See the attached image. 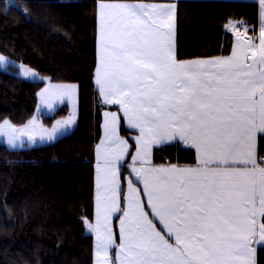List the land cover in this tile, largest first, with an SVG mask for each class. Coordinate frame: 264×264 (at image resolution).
<instances>
[{"label":"snow or ice","instance_id":"1","mask_svg":"<svg viewBox=\"0 0 264 264\" xmlns=\"http://www.w3.org/2000/svg\"><path fill=\"white\" fill-rule=\"evenodd\" d=\"M259 4L264 24V0ZM173 20L171 5H98L96 83L106 102L120 104L128 123L140 130L138 157L178 134L195 148L197 166L133 168L151 213L130 181L117 259L110 260L115 241L108 221L119 208L115 165L125 144L111 114L105 127L116 147L105 150L97 223L87 225L96 233L95 264H255L257 233L264 243V157L258 163L255 155L256 135L264 134V26L258 45L237 30L230 56L178 61ZM22 75L36 74L24 69ZM73 91L51 86L41 93L42 103L51 109L50 97L71 98ZM72 122L69 117L48 130L35 117L23 128L5 120L0 132L14 146L24 135L33 143L37 136L51 140ZM156 220L163 229L157 230Z\"/></svg>","mask_w":264,"mask_h":264},{"label":"trees","instance_id":"2","mask_svg":"<svg viewBox=\"0 0 264 264\" xmlns=\"http://www.w3.org/2000/svg\"><path fill=\"white\" fill-rule=\"evenodd\" d=\"M98 0H0V52L12 58L0 67V121L22 124L32 117L42 79L18 73L27 63L56 82H76L78 112L73 129L53 141L12 148L0 140V264H95L94 236L87 220L95 210L94 149L105 103L94 83ZM176 56L194 59L228 54L232 23L247 21L256 32L254 0H176ZM231 22V23H230ZM229 25L225 28V25ZM65 102L45 124L66 115ZM121 131L129 133L121 123ZM264 153V135L259 136ZM155 162H193L190 144L153 148ZM125 170H121L124 189ZM121 205L123 195L121 194ZM264 264V245L256 248Z\"/></svg>","mask_w":264,"mask_h":264},{"label":"crops","instance_id":"3","mask_svg":"<svg viewBox=\"0 0 264 264\" xmlns=\"http://www.w3.org/2000/svg\"><path fill=\"white\" fill-rule=\"evenodd\" d=\"M257 1L259 4V0H254ZM128 3V4H159V5H171L174 7V20H173V28L171 31V44L174 48L175 54H176V11H177V3L176 0H98L97 1V36H96V67H95V75H94V83L95 86L98 89V92L100 94L101 99L105 102L104 96L101 94L99 90V85L96 83V69H97V64H98V5L99 3ZM260 4H259V22H258V28L256 32H248V31H239L241 36H243L245 39L252 37L254 38V42L258 45L259 44V32L260 28L264 26L261 21V15H260ZM234 24V23H232ZM231 24V30L234 35V44H236L237 37L235 35L237 29L233 28ZM233 48V47H232ZM232 53V49L228 54H217L209 57H199V58H194V59H178L176 56V59L178 61H189V60H196V59H213V58H219V57H227L230 56ZM64 102V101H63ZM68 104V101H66ZM107 104H114L116 107L115 108H105L102 111V119H101V134L100 138L98 139L95 149H94V159H95V198L101 189L98 188V180L103 179V167H104V154L106 149H110L113 147H116V145L112 144L110 141H108V136L109 132L106 129L105 125L106 122L110 119L111 114H115L118 118V124L115 126V134L119 137L120 140L124 141L125 144L121 145L120 148L122 150V158L116 162L115 169L118 173L117 179L119 183V191H118V196L119 200H121V194L123 195V204L119 205V212L115 216L113 215L111 219V224L112 228L111 230L113 231V236L115 239V243L112 246L114 251H117L120 247V236H121V218L124 215V211L128 209V199L127 197L130 194V188H129V182L131 181V187L133 189H136L138 193V199L141 201L142 205L144 206V211L147 213H151V208L148 207V197L144 193V184L139 178L136 176L135 172L133 171V168L139 169L141 167L143 168H158L160 166L168 167L170 165H178L180 167H185V166H192L195 167L197 166V152L195 148L190 144V143H185L178 134L174 135L172 139H164L159 143H153L150 145L149 153L147 157H145L143 160H141L138 157V144H137V138L140 136V130L138 128H135L131 126L128 123L127 118L124 115L123 110L121 109L120 104L118 103H107ZM29 120V119H28ZM27 120V121H28ZM26 121V122H27ZM121 123L128 129L129 133H124L121 131ZM264 135L261 133H257L256 139H255V155L257 157V162L259 163L258 160V155H259V149H258V140L259 136ZM179 141L183 144H190L196 153V160L193 162H180V163H170V162H155L153 160V148L155 146H159L162 144L166 143H173ZM103 142V143H102ZM126 149V150H123ZM134 157H137V159L134 161ZM215 166V165H213ZM236 166H240L239 164ZM250 166V165H249ZM125 170L124 174V189L123 193H121L120 186L122 182V177H121V170ZM151 218V216H150ZM157 224V230L163 229V225L159 223L158 220L154 221ZM166 231V230H165ZM260 240L259 234L257 233L256 239L253 242L252 247L255 249V264H256V248L259 245H264V243H258ZM117 241V242H116ZM174 242V241H173ZM95 249V245H94Z\"/></svg>","mask_w":264,"mask_h":264},{"label":"rangeland","instance_id":"4","mask_svg":"<svg viewBox=\"0 0 264 264\" xmlns=\"http://www.w3.org/2000/svg\"><path fill=\"white\" fill-rule=\"evenodd\" d=\"M236 25V29L239 31H248L249 32V28L247 29H238L239 23H234ZM253 33V32H251ZM0 55L6 57L7 62L6 63H0V67L1 68H8V62L12 61V58L9 57L8 55L1 53ZM16 63L18 64V73L20 75H22V72L24 71V69H30L32 72H34L36 75L34 77H25L28 79H42L44 80V85L38 90V101H37V105H36V109L32 114V117H30V119L27 122H24L22 124H16L13 123L9 118H4L0 121V124H3V122L5 120H8L12 125H14L17 128H23L25 125H28L29 121H31L34 117L37 121V123L39 125H42L44 128L51 130L53 128V126L56 124L57 121H63L65 119H68L69 117H73V122L70 125H67L66 127L60 129L55 135L54 138L49 140L47 138H45L43 141L40 140V138L37 136L36 141L33 142H29L28 141V137L26 135L22 136L19 140H17L15 142V145L13 146L12 144H10L8 142V137L3 133L0 132V140L5 142L9 147L12 148H17V147H23L26 145H35V144H40V143H46L49 141H53L56 138H58L59 136L70 132L75 123H76V118H77V112H78V87H77V83L76 82H56V81H52L50 80L46 75H43L42 73H40L36 68L28 65L27 63L21 62V61H16ZM21 65L24 66V68H21ZM23 76V75H22ZM24 77V76H23ZM51 86H74V91L73 94L71 96V98H69L68 96H64L63 98L56 96L55 98H51V102H52V108L49 109L45 104L42 103V98H41V93L43 92V90L45 89H49ZM64 101V102H63ZM66 101H68V112L66 115H63L61 117L56 118L51 124H45L42 119H41V114L45 113V114H51L53 113V111L55 110L56 107H58L59 105L65 103ZM122 187V182H121V186H120V190ZM98 195V194H97ZM121 203V200H119V205ZM119 212V210L113 212L109 218L108 221V227L111 230V219L113 217V215L115 216V213L117 214ZM92 224L95 225L97 223V196L95 198V210H94V215L91 219L87 220V225L88 224ZM87 231L92 233L94 236V245H95V261H96V246H97V240H96V233L92 230L89 229L87 226ZM112 235H113V231L111 230ZM114 238V236H113ZM115 241V239H114ZM117 242V241H116ZM118 251V250H117ZM117 251H114L112 247L109 248L108 250V256L110 260L115 261L117 259Z\"/></svg>","mask_w":264,"mask_h":264},{"label":"built area","instance_id":"5","mask_svg":"<svg viewBox=\"0 0 264 264\" xmlns=\"http://www.w3.org/2000/svg\"><path fill=\"white\" fill-rule=\"evenodd\" d=\"M250 26V23H248L247 21H242L239 23L238 29H247ZM260 157H264V153H259L258 155V160Z\"/></svg>","mask_w":264,"mask_h":264}]
</instances>
